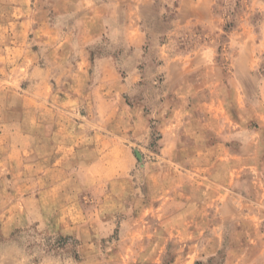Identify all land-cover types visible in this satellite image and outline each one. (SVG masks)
I'll return each mask as SVG.
<instances>
[{
    "label": "clouds",
    "instance_id": "clouds-1",
    "mask_svg": "<svg viewBox=\"0 0 264 264\" xmlns=\"http://www.w3.org/2000/svg\"><path fill=\"white\" fill-rule=\"evenodd\" d=\"M0 264H264V0H0Z\"/></svg>",
    "mask_w": 264,
    "mask_h": 264
}]
</instances>
